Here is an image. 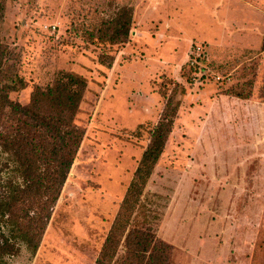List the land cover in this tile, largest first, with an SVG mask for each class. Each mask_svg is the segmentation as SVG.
Masks as SVG:
<instances>
[{
  "label": "rangeland",
  "instance_id": "obj_1",
  "mask_svg": "<svg viewBox=\"0 0 264 264\" xmlns=\"http://www.w3.org/2000/svg\"><path fill=\"white\" fill-rule=\"evenodd\" d=\"M151 2L177 12L154 16ZM130 8V39L113 44V22ZM169 19L180 34L161 45ZM0 43L24 80L10 95L22 104L62 72L87 81L76 116L85 136L38 251L22 244L9 264H95L164 117V92L180 115L111 264H264V0H0ZM192 43L207 54L205 84L180 69Z\"/></svg>",
  "mask_w": 264,
  "mask_h": 264
},
{
  "label": "trees",
  "instance_id": "obj_2",
  "mask_svg": "<svg viewBox=\"0 0 264 264\" xmlns=\"http://www.w3.org/2000/svg\"><path fill=\"white\" fill-rule=\"evenodd\" d=\"M126 10L121 11L113 22L114 33L109 38L113 44H125L130 39L133 9ZM197 46L201 48L196 55L199 63L191 65L186 62L180 66V69L187 70L190 85L196 78L201 84L209 80L203 65L207 54L202 44L192 43L188 55H192ZM15 59L11 50L0 43V226L5 228L0 233V264H9L7 257L19 255L22 244L32 254L38 251L85 136V129L76 121L87 87L85 78L73 72H62L54 85L37 86L29 103L22 104L10 96L25 85L23 78L15 72V64L10 63ZM113 62L109 61L107 66L111 67ZM172 79L177 86L184 85L180 78ZM224 94L246 98L243 92ZM161 96L166 97L164 115L161 114L164 117L153 130L136 176L95 264H111V256L116 257L124 227L130 218L127 214L133 211L143 194L176 127L182 104L178 102L168 110L176 95L164 92ZM172 113L173 117L167 119V114ZM2 172L14 176L4 177ZM115 261L114 264H122L119 258Z\"/></svg>",
  "mask_w": 264,
  "mask_h": 264
},
{
  "label": "crops",
  "instance_id": "obj_3",
  "mask_svg": "<svg viewBox=\"0 0 264 264\" xmlns=\"http://www.w3.org/2000/svg\"><path fill=\"white\" fill-rule=\"evenodd\" d=\"M179 1H182V0H179ZM152 7H155L154 8V10L152 9ZM149 8L151 9V11H152V13L154 14V16H156V14L157 15H159L160 13H161V11L163 10V9H166V10H168V12H167V14L169 15V16H171L172 17V15L174 14V12L176 13L177 11L176 10H174V7H171L170 5H167V7L165 6V2H163V4H162V2H160L157 6H156V4H153V2H151V5L149 6ZM136 12V11H135ZM184 16V15H183ZM182 16V17H183ZM135 17H136V14H135ZM171 17H168V18H171ZM144 18L145 19H147V17L146 16H144ZM188 18V17H187ZM187 18H186V20H185V22H184V24L185 25H188V23L190 22V21H188L187 20ZM171 21L173 22V20L172 19H169V22H167L166 24L164 23L163 25H160L161 27H160V29L159 30H157L156 31V37L157 38H159V43L162 45V44H165V43H167V45L172 41V38H173V33L174 34H180L179 32H180V30L178 29L177 30V28L176 27H174V26H172V24H171ZM150 22H147V20H144V26L145 27H147L146 29L148 30V31H150V24H149ZM152 23V22H151ZM187 27V26H186ZM188 29V28H187ZM179 31V32H178ZM188 32V31H187ZM197 32V31H196ZM195 31H194V29L190 32L189 31V34H190V36H191V33H196ZM160 35V36H159ZM153 36V35H152ZM156 37L155 36H153V39H156ZM184 37L185 38H188V35H186V34H184ZM166 45V44H165ZM189 47V48H188ZM190 47H191V45L190 46H186V50H188L189 51V49H190ZM187 54H188V52H187ZM169 58H170V56H169ZM168 60H170V59H168ZM168 63H169V61H167ZM181 65V64H180ZM179 65V66H180ZM171 66V65H170ZM179 66H177V68H179ZM169 67V66H168ZM204 92H206V91H204Z\"/></svg>",
  "mask_w": 264,
  "mask_h": 264
},
{
  "label": "built area",
  "instance_id": "obj_4",
  "mask_svg": "<svg viewBox=\"0 0 264 264\" xmlns=\"http://www.w3.org/2000/svg\"><path fill=\"white\" fill-rule=\"evenodd\" d=\"M200 50H201L200 46H197L195 51L192 52V55L189 56V63L191 65L199 63L196 55L200 52Z\"/></svg>",
  "mask_w": 264,
  "mask_h": 264
}]
</instances>
